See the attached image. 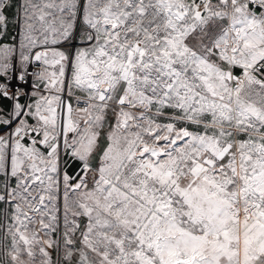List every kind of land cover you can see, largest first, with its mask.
Segmentation results:
<instances>
[{"label": "snow or ice", "instance_id": "obj_1", "mask_svg": "<svg viewBox=\"0 0 264 264\" xmlns=\"http://www.w3.org/2000/svg\"><path fill=\"white\" fill-rule=\"evenodd\" d=\"M10 23L0 264H264V0H0Z\"/></svg>", "mask_w": 264, "mask_h": 264}, {"label": "crops", "instance_id": "obj_2", "mask_svg": "<svg viewBox=\"0 0 264 264\" xmlns=\"http://www.w3.org/2000/svg\"><path fill=\"white\" fill-rule=\"evenodd\" d=\"M17 11H18V9L14 5L9 9L10 19H12V20H15L16 19V13H17ZM17 30H18V28L17 27H14L13 24L10 23L9 24V32H8L7 38L6 39L0 38V44H12L13 43V37L16 36L15 35V32ZM16 52L19 53L18 43H17V49L13 53H16Z\"/></svg>", "mask_w": 264, "mask_h": 264}, {"label": "rangeland", "instance_id": "obj_3", "mask_svg": "<svg viewBox=\"0 0 264 264\" xmlns=\"http://www.w3.org/2000/svg\"><path fill=\"white\" fill-rule=\"evenodd\" d=\"M18 31V30H17ZM16 31V32H17ZM16 32H15V35H16ZM16 54L18 55V57H19V53L18 52H16ZM57 207H58V209H59V211L57 212V215H58V217L60 218V223H61V230H62V223H63V196H62V192L60 193V195H59V199H58V201H57ZM56 238V235L54 234L53 235V239H55ZM9 245H10V240H9ZM3 251H4V249L2 248V246H0V258H2V256H3ZM25 259H27V257H25ZM55 259H56V254H55V251H53V261H55ZM36 264H39V257H37V261H36Z\"/></svg>", "mask_w": 264, "mask_h": 264}, {"label": "built area", "instance_id": "obj_4", "mask_svg": "<svg viewBox=\"0 0 264 264\" xmlns=\"http://www.w3.org/2000/svg\"><path fill=\"white\" fill-rule=\"evenodd\" d=\"M12 56H14L16 58V62L18 63V55L16 53H13ZM11 59V57H10Z\"/></svg>", "mask_w": 264, "mask_h": 264}]
</instances>
